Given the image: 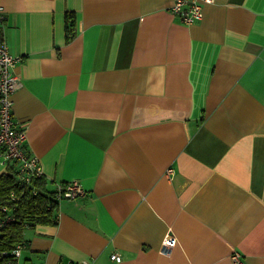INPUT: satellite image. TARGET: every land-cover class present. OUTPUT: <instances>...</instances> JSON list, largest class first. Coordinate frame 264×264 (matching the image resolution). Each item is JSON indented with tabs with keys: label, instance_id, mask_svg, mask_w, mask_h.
<instances>
[{
	"label": "crops",
	"instance_id": "obj_1",
	"mask_svg": "<svg viewBox=\"0 0 264 264\" xmlns=\"http://www.w3.org/2000/svg\"><path fill=\"white\" fill-rule=\"evenodd\" d=\"M172 2L0 0L24 149L53 198L85 191L25 230V262L264 264V0L191 25Z\"/></svg>",
	"mask_w": 264,
	"mask_h": 264
},
{
	"label": "built area",
	"instance_id": "obj_2",
	"mask_svg": "<svg viewBox=\"0 0 264 264\" xmlns=\"http://www.w3.org/2000/svg\"><path fill=\"white\" fill-rule=\"evenodd\" d=\"M210 3L212 0H173L168 11L182 24L191 25L202 19L203 5ZM2 13L3 8L0 6V18ZM16 61L17 58L8 52L6 44L0 39V167L15 164L18 172V186L32 190V193L36 194L34 185L43 175L42 166L36 156L24 149L26 131L24 126L20 125L13 116L12 94L21 86L20 79L12 71ZM84 193L85 191L78 182H71L59 185L54 192V198L56 200L74 199ZM9 198L11 200L18 199L13 191ZM7 210V208L0 210V230L14 220V217ZM169 247V243H166L163 248L165 250ZM22 251L21 244L15 247L12 251L15 260L16 258L19 260ZM110 259L116 263L121 262V258L117 254H112ZM233 260L234 264H240L237 255L233 257ZM60 264H92V262L90 260L79 263L67 261Z\"/></svg>",
	"mask_w": 264,
	"mask_h": 264
},
{
	"label": "trees",
	"instance_id": "obj_3",
	"mask_svg": "<svg viewBox=\"0 0 264 264\" xmlns=\"http://www.w3.org/2000/svg\"><path fill=\"white\" fill-rule=\"evenodd\" d=\"M74 15H66V39L70 41L74 34ZM16 168L7 166L6 170L0 173V210L7 208L8 213L14 220L0 230V264H31L23 260V253L28 248V242L24 239V232L27 228L36 225L55 224L56 202L53 192L44 187L41 178L36 181L32 190L23 189L18 186V174ZM15 192L18 199L11 200L9 195ZM21 244V257L14 259L12 251Z\"/></svg>",
	"mask_w": 264,
	"mask_h": 264
},
{
	"label": "rangeland",
	"instance_id": "obj_4",
	"mask_svg": "<svg viewBox=\"0 0 264 264\" xmlns=\"http://www.w3.org/2000/svg\"><path fill=\"white\" fill-rule=\"evenodd\" d=\"M0 172H1V168H0ZM76 263H79V262H76Z\"/></svg>",
	"mask_w": 264,
	"mask_h": 264
}]
</instances>
